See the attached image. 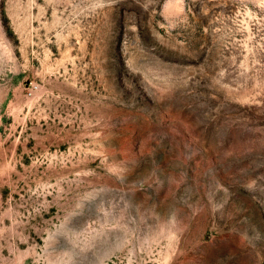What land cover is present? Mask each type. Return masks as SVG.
<instances>
[{
    "label": "rangeland",
    "instance_id": "obj_1",
    "mask_svg": "<svg viewBox=\"0 0 264 264\" xmlns=\"http://www.w3.org/2000/svg\"><path fill=\"white\" fill-rule=\"evenodd\" d=\"M0 264H264V0H0Z\"/></svg>",
    "mask_w": 264,
    "mask_h": 264
}]
</instances>
